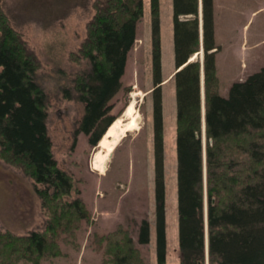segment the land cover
Segmentation results:
<instances>
[{
    "label": "trees",
    "instance_id": "obj_1",
    "mask_svg": "<svg viewBox=\"0 0 264 264\" xmlns=\"http://www.w3.org/2000/svg\"><path fill=\"white\" fill-rule=\"evenodd\" d=\"M150 8L157 264H167L160 0H150ZM94 9L76 55L78 60L87 59L88 68L74 79L77 97L85 104L78 131L87 134L92 145L123 111L112 114L110 101L122 86L144 2L95 0ZM173 31L180 264H206V196L210 264H264V67L235 81L228 96L219 93L214 0H173ZM202 46L204 113L202 64L199 58L189 61ZM40 66L41 60L13 28L0 3V151L42 184L38 192L49 212L45 230L18 235L0 229L4 264L20 260L40 264L45 256L58 254L60 231L88 215L80 197L65 199L75 189V181L52 151L47 96L36 79ZM150 234V221L143 219L139 242L148 243ZM106 251L105 264H148L128 230L118 228L109 234Z\"/></svg>",
    "mask_w": 264,
    "mask_h": 264
},
{
    "label": "rangeland",
    "instance_id": "obj_2",
    "mask_svg": "<svg viewBox=\"0 0 264 264\" xmlns=\"http://www.w3.org/2000/svg\"><path fill=\"white\" fill-rule=\"evenodd\" d=\"M95 0H0L9 22L41 60L36 79L46 93L47 128L58 165L75 181L65 199L80 197L88 215L62 230L59 253L40 264H105L106 237L118 228L128 230L148 264H157L155 216V141L153 113L152 17L150 0L128 52L122 86L111 99L112 114L128 106L132 91L140 111L139 127L128 131L111 154L104 173L92 166L99 142L78 131L85 104L74 88L76 76L88 68L87 59H76L94 16ZM201 8V7H200ZM200 12V10H199ZM202 12V11H201ZM200 18V14H199ZM202 18L200 19V23ZM216 68L219 93L228 96L235 81H243L264 67V0H214ZM162 37L163 142L166 190L167 264H180L177 184V103L173 31V0H160ZM202 51V50H200ZM203 53V52H201ZM202 54H198L200 58ZM193 56L191 57V59ZM203 63L201 75H203ZM174 76V74H173ZM203 113L205 80L200 78ZM69 89V93L66 92ZM143 91L149 92L142 97ZM131 98V99H132ZM130 101V100H129ZM129 103V102H128ZM121 116V115H119ZM203 127V141L206 143ZM1 150V148H0ZM42 184L26 174L0 151V229L18 235L45 230L49 212L38 189ZM205 197V208H206ZM143 219L151 224L150 241L140 243ZM206 248V235H205ZM206 256V264L208 262ZM0 264H4L0 260ZM18 264H33L20 260Z\"/></svg>",
    "mask_w": 264,
    "mask_h": 264
},
{
    "label": "bare ground",
    "instance_id": "obj_3",
    "mask_svg": "<svg viewBox=\"0 0 264 264\" xmlns=\"http://www.w3.org/2000/svg\"><path fill=\"white\" fill-rule=\"evenodd\" d=\"M195 55H198V53L197 54L195 53ZM195 55L193 56L195 57ZM202 71H203L202 74H204V68ZM200 78H202L204 82V75H201ZM139 117H140V111L138 110V107H137V99H136V96H133V98L130 99L128 106L125 107L124 114L121 116H118L113 121V123L109 126V128L104 133V135L102 136L99 142V149L97 148L96 152L94 153L93 159H92V166L94 169L100 171L101 173H104L106 171L108 162L111 158V154L115 150V148L117 147L121 139L125 135H127L128 131H134L138 129ZM205 177H206V172H205ZM206 202H207V196H206ZM204 215H205V230H206L205 231L206 256L209 257V252H208V249H209L208 204L207 203H206V208L204 210ZM207 260L209 262V258H207Z\"/></svg>",
    "mask_w": 264,
    "mask_h": 264
},
{
    "label": "water",
    "instance_id": "obj_4",
    "mask_svg": "<svg viewBox=\"0 0 264 264\" xmlns=\"http://www.w3.org/2000/svg\"><path fill=\"white\" fill-rule=\"evenodd\" d=\"M200 12H201V8H200ZM200 27H201V26H200ZM200 30H201V28H200ZM201 50H202V51H200L199 54H202V56H200V60H201V62L203 63V61H204V49H203V47L201 48ZM201 52H203V53H201ZM194 55H195V54H194ZM197 56H198V55H195V57L193 56L194 58H193V59L190 58L189 61H191V60H195V59L197 58ZM180 68H181V67H180ZM152 90H153V89H152ZM142 92H143V95H142L141 98H139V100L142 99L143 96L146 95V94L149 92V90H148V91H143V90H142ZM131 96H132V91H131V92L129 93V95L127 96V100H128V102H129V100L131 99ZM128 102H127V104H128ZM123 114H124V109H123V111L121 112L120 115H123ZM113 121H114V120H113ZM113 121L111 122V124L113 123ZM111 124H110V125H111ZM110 125H109V126H110ZM204 125H205V119H204ZM109 126L106 128L105 132L107 131V129L109 128ZM205 138H206V134H205Z\"/></svg>",
    "mask_w": 264,
    "mask_h": 264
},
{
    "label": "crops",
    "instance_id": "obj_5",
    "mask_svg": "<svg viewBox=\"0 0 264 264\" xmlns=\"http://www.w3.org/2000/svg\"><path fill=\"white\" fill-rule=\"evenodd\" d=\"M199 14H200V19H201V18H202V12H199ZM200 26H201V27H200V28H201V30H200V35H201V40H202V37H203L202 21H201V23H200ZM202 47H203V46H202ZM202 47H201V48H202ZM197 53L199 54L200 51H198ZM197 53H196V54H197ZM173 74H174V73H170V74L168 75L167 79L170 78L171 76H173ZM203 75H204V74H203ZM164 81H165V79H164Z\"/></svg>",
    "mask_w": 264,
    "mask_h": 264
}]
</instances>
